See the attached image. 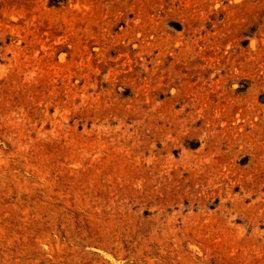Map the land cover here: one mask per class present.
<instances>
[{"label": "rangeland", "instance_id": "rangeland-1", "mask_svg": "<svg viewBox=\"0 0 264 264\" xmlns=\"http://www.w3.org/2000/svg\"><path fill=\"white\" fill-rule=\"evenodd\" d=\"M0 264H264V0H0Z\"/></svg>", "mask_w": 264, "mask_h": 264}, {"label": "trees", "instance_id": "trees-1", "mask_svg": "<svg viewBox=\"0 0 264 264\" xmlns=\"http://www.w3.org/2000/svg\"><path fill=\"white\" fill-rule=\"evenodd\" d=\"M70 0H48V6L52 8H58L65 5Z\"/></svg>", "mask_w": 264, "mask_h": 264}]
</instances>
